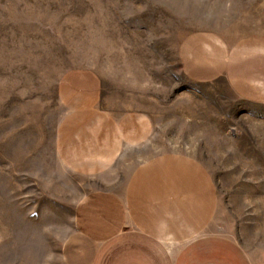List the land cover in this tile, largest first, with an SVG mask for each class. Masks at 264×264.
Here are the masks:
<instances>
[{
  "label": "rangeland",
  "instance_id": "rangeland-1",
  "mask_svg": "<svg viewBox=\"0 0 264 264\" xmlns=\"http://www.w3.org/2000/svg\"><path fill=\"white\" fill-rule=\"evenodd\" d=\"M248 30L264 0H0V264H63L80 196L162 155L207 169L212 225L264 264V112L181 66Z\"/></svg>",
  "mask_w": 264,
  "mask_h": 264
},
{
  "label": "crops",
  "instance_id": "crops-1",
  "mask_svg": "<svg viewBox=\"0 0 264 264\" xmlns=\"http://www.w3.org/2000/svg\"><path fill=\"white\" fill-rule=\"evenodd\" d=\"M225 40L211 34L187 38L183 70L194 81L224 72L242 108L264 112V32L248 30L240 44ZM127 138L130 145L136 141ZM104 183L78 199L75 230L61 250L63 264H251L212 225L216 190L195 159L162 155L136 165L123 178L114 170Z\"/></svg>",
  "mask_w": 264,
  "mask_h": 264
}]
</instances>
